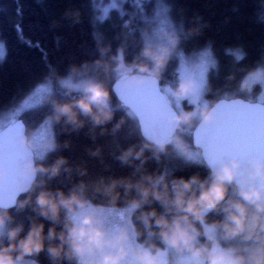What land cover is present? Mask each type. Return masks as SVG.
<instances>
[{
  "label": "clouds",
  "instance_id": "obj_1",
  "mask_svg": "<svg viewBox=\"0 0 264 264\" xmlns=\"http://www.w3.org/2000/svg\"><path fill=\"white\" fill-rule=\"evenodd\" d=\"M80 15L79 9L65 12L73 24L80 22ZM195 20L192 27L181 23L178 29L170 15L159 19L155 34L164 41L159 44L152 42L146 27L142 32L144 44L131 61L126 59L123 44L109 55L111 45L98 40L95 60L70 64L64 75H57L56 83L64 94L76 96L62 101L49 94L51 112L45 125L31 130L21 126L18 130L16 141L27 155L17 168L19 190L15 197L9 204L0 199V264H40L41 253L46 254L49 264H264V157L233 154L211 162L206 152L197 154L184 139L194 126L203 129L230 120L231 113L224 109L248 104L243 96L251 97L257 89L255 99L264 96V56L243 70L235 89L225 91L216 101L206 99L212 88L206 75H198L209 65L215 67L216 62L205 57L185 58L177 69L175 85L165 86L167 96L155 100L154 110L171 125L169 135L159 138L141 134L139 146L133 143L120 152L117 159L122 165L140 161L132 173H140V177H100L92 188L104 202L97 204L88 197L89 185L83 180L67 192L47 186L62 171H71L63 156L46 163L60 147L55 125H62L63 132H78L90 122V134L97 129L100 135L120 132L132 116L123 104L112 103L117 91L158 90L181 42L202 35L210 26L202 17ZM131 24L126 20L122 27L131 30ZM225 54L236 64L247 55L242 48L226 49ZM93 68L103 70L106 77L115 73V83L89 75ZM234 79L235 73L227 77L228 81ZM169 98L179 111L170 107ZM185 100L192 105L190 110L183 108ZM117 112L124 113L119 120L115 119ZM63 146L67 148L69 141ZM169 148L187 165L205 167L207 175L184 177L168 171H142L149 159L159 161ZM101 151L97 147L90 154L99 156ZM78 171L87 175V168L78 166ZM7 174L0 165V181ZM20 195L25 198L19 199ZM155 203L163 211L149 207ZM13 208L17 213L31 208L34 216L27 230L23 223H15ZM213 213L221 218L210 221ZM114 214H123L125 219L110 225L109 217ZM145 233L147 238L141 240ZM153 237L155 240L150 239ZM170 253H175V258Z\"/></svg>",
  "mask_w": 264,
  "mask_h": 264
},
{
  "label": "trees",
  "instance_id": "obj_2",
  "mask_svg": "<svg viewBox=\"0 0 264 264\" xmlns=\"http://www.w3.org/2000/svg\"><path fill=\"white\" fill-rule=\"evenodd\" d=\"M102 1L0 0V44L5 52L3 61H0V114L16 105L42 84L51 87L49 94L56 99L63 101L75 98L76 93L66 96L63 88L55 86L56 77L64 75L70 64L79 65L85 60H95L99 55L98 40H102L105 45H111L109 55L114 54L117 47L123 44L126 49V59L128 61L133 59L144 44L142 32L147 27L140 14L142 11L147 12L151 4L157 0H140L142 3L136 0H121V10L112 8L109 11L103 10ZM162 1L177 28L181 23L185 28L192 27L197 22L195 17H202L210 26L203 30L202 35L181 42L160 84L175 85L181 54L210 49L209 52L216 64L208 73L207 81L212 92L206 98L216 101L225 91L231 92L235 89L243 75V70L260 61L264 56V19H262L264 0ZM73 9L80 11L79 23L73 24L71 19L65 18V12ZM126 20L132 21L131 30L122 27ZM53 22L56 24L54 25ZM241 48L247 55L240 64H236L231 55L225 54L226 49ZM231 73H235V79L228 81L227 77ZM88 74L106 79L110 84L115 80V73H109L106 77L103 70L94 68ZM112 103L116 106L121 105L115 96ZM42 107L43 110L31 108L18 116L28 129L37 127L50 114L51 105L48 99L42 103ZM128 114L132 119L128 120L125 116L128 123L115 135L110 132L100 135L99 129L90 134V122L78 132H63L62 125H55L54 130L60 147L47 157L46 163L51 164L56 158L63 156L67 158L66 167L70 166L71 171H62L60 176L49 180L47 186L53 189L61 188L67 192L74 184L83 180L89 185L88 197L97 204L104 202L102 196L93 194V183L100 177L132 176L134 168L140 163L135 161L131 166L122 165L117 159L121 151L133 143L139 146L141 140L137 119L129 109ZM122 115L123 112H117L115 119L119 120ZM108 127L110 129L111 125ZM65 141H69L67 148L63 146ZM97 147H101V154L92 156L90 150ZM145 155L149 156L150 153L146 152ZM78 166L87 168V175L81 176ZM142 171L153 173L168 171L184 177L197 173L201 177L207 175L205 167L187 165L171 148L159 161L149 159ZM139 177L140 173H137L132 179ZM40 179L47 178L40 177ZM120 191L122 192L123 189ZM132 195H135V192ZM230 195H234V192H230ZM24 198V195L19 196L21 200ZM149 207L163 211L158 203ZM11 211L15 216V223H23L27 230L34 216L31 208L19 213L14 208ZM220 218L221 216L215 213L209 216L210 221ZM137 224L143 230V225L139 221ZM47 228L48 223L45 222V231ZM146 238L145 233L141 240ZM150 239L155 240L154 237ZM156 243L159 241L156 240ZM39 262L49 264L45 253H41Z\"/></svg>",
  "mask_w": 264,
  "mask_h": 264
},
{
  "label": "water",
  "instance_id": "obj_3",
  "mask_svg": "<svg viewBox=\"0 0 264 264\" xmlns=\"http://www.w3.org/2000/svg\"><path fill=\"white\" fill-rule=\"evenodd\" d=\"M115 83V80L112 82ZM116 99L128 108L137 119L140 134L153 135L159 138L167 137L170 133L171 125L164 115L155 111V100L157 97H166L159 89H148L139 93H127L117 91ZM221 99V98H220ZM219 100V99H218ZM228 101V98H225ZM248 104L237 107H226L224 111L230 112L232 118L221 123L220 128L215 132L206 133V136H215L220 143L232 142L236 140H244L249 136H259L261 127V117L264 115V102L247 101ZM172 109L173 106L168 102ZM175 110V109H174ZM165 112L167 109L164 110ZM14 126H26L21 118L16 119L12 123L7 124L0 130V165H3L8 174L6 178L0 181V199L7 200L9 196V186L13 182H19L17 172L14 175L7 163L9 152L6 143L4 142V134ZM201 129L195 126L191 132V140L194 147L200 152L205 150L204 144L206 141L201 139L198 141L197 133ZM21 162V161H20Z\"/></svg>",
  "mask_w": 264,
  "mask_h": 264
},
{
  "label": "snow or ice",
  "instance_id": "obj_4",
  "mask_svg": "<svg viewBox=\"0 0 264 264\" xmlns=\"http://www.w3.org/2000/svg\"><path fill=\"white\" fill-rule=\"evenodd\" d=\"M264 19V18H262ZM5 57V52L0 49V61H3ZM239 59V56H237ZM48 89L38 88L33 91L31 100L29 101V106L38 110H43L42 101L47 94ZM127 95V93H125ZM222 125H215L209 128H203L197 133L198 141L204 139L206 143L204 144L206 154L211 162H215L218 159H222L225 156L239 154L241 156H247L249 154H258L264 157V115L261 117V127L259 136H249L244 140H236L232 142L220 143L217 141L215 136H206V133L215 132L216 129L220 128ZM19 127L14 126L9 131L4 134V142L8 147L9 157L7 163L15 175L17 168L22 159L26 158V153L20 148L16 141V135L18 133ZM19 190V182H13L9 186V196L7 200H3L5 204L11 203L12 199L15 197L17 191Z\"/></svg>",
  "mask_w": 264,
  "mask_h": 264
},
{
  "label": "rangeland",
  "instance_id": "obj_5",
  "mask_svg": "<svg viewBox=\"0 0 264 264\" xmlns=\"http://www.w3.org/2000/svg\"><path fill=\"white\" fill-rule=\"evenodd\" d=\"M137 2L142 3L140 0H136ZM103 10L105 11H109L112 8L121 10V0H103ZM101 2V3H102ZM162 0H157L154 4H151L149 10L147 12L142 11V14H140V18L142 20L145 21V25H147L149 32H150V37L152 39V42L155 44H159V43H163L164 41H162L156 34V28H157V21L161 18L167 17L168 15H170V13H167L164 7V4L162 3ZM171 16V15H170ZM151 22V23H149ZM179 29V28H178ZM0 49L3 50L2 45L0 44ZM179 61H178V67L181 65V63L185 60V58L188 59H196L198 57H205L207 58V60L209 62L211 61H215L214 58L211 56L209 51H191L189 53H185V54H181V56H179ZM212 66L209 65L206 72L201 71L200 73H198V75L200 76H204L206 75L207 79H208V73L209 70ZM81 77H77V79H80ZM169 84L166 83H161L160 84V88L161 91L167 96L166 93V88L165 86H167ZM55 86L58 88H61L60 85L58 83L55 82ZM46 87L48 89L47 94L45 95L42 103L47 100V96L50 93L51 87L47 86V84H42L37 86L36 88H34L29 94H27L25 96V98H23L20 102H18L16 105L9 107L8 110L2 112V114H0V130L6 126L9 123H12L13 121H15L16 119H18L19 115H21L23 112H25L28 109H31L32 107L29 106V101L31 100L32 97V93L34 90L38 89V88H44ZM259 92V89L257 92H254L253 95L251 97L249 96H243L242 98L247 99L249 101H254V102H264V96H262L259 100H256L255 97L257 95V93ZM51 94V93H50ZM223 94L220 95V97H222ZM227 98V97H225ZM207 99V98H206ZM168 102L173 106V108L176 111H179L180 109L177 107L176 103L174 100L172 99H168ZM192 107V105L189 104V102L187 100H185L183 102V108L185 110H190ZM45 125V121H43L42 123H40L37 127L33 128V129H37V128H41L42 126ZM195 127V126H194ZM193 127V128H194ZM193 128L189 131V133H187L184 136V139L186 141V143L193 149L194 152H196L197 154L200 153V151L196 148H194L192 146L191 143V137H189L191 135V132L193 130ZM161 138H165V137H161ZM125 219L123 214H114L112 216L109 217V224L110 225H116L121 223L123 220ZM171 256H173L175 258L176 254L175 253H170Z\"/></svg>",
  "mask_w": 264,
  "mask_h": 264
},
{
  "label": "bare ground",
  "instance_id": "obj_6",
  "mask_svg": "<svg viewBox=\"0 0 264 264\" xmlns=\"http://www.w3.org/2000/svg\"><path fill=\"white\" fill-rule=\"evenodd\" d=\"M161 89V88H160ZM243 99V98H242ZM243 100H246V99H243ZM247 101H249V100H247ZM191 143H192V140H191ZM192 146H193V144H192ZM194 147V146H193ZM194 148H196V147H194ZM197 149V148H196Z\"/></svg>",
  "mask_w": 264,
  "mask_h": 264
}]
</instances>
